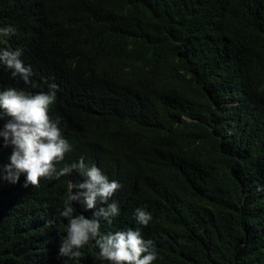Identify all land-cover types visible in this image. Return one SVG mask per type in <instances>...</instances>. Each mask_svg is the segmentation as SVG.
Returning <instances> with one entry per match:
<instances>
[{"label":"trees","instance_id":"1","mask_svg":"<svg viewBox=\"0 0 264 264\" xmlns=\"http://www.w3.org/2000/svg\"><path fill=\"white\" fill-rule=\"evenodd\" d=\"M8 25L16 34L0 48H19L33 75L25 84L0 64V91L56 84L51 115L87 150L137 137L154 145L139 204L154 217L158 264H264L254 237L264 226V149L238 131L264 100V0H0ZM125 68L135 75L126 105ZM3 191L0 264H75L23 234L46 210L15 207ZM54 195L46 200L58 203ZM63 226L35 240L58 230L61 242Z\"/></svg>","mask_w":264,"mask_h":264},{"label":"clouds","instance_id":"2","mask_svg":"<svg viewBox=\"0 0 264 264\" xmlns=\"http://www.w3.org/2000/svg\"><path fill=\"white\" fill-rule=\"evenodd\" d=\"M16 31L12 25L0 27V37L14 36ZM21 56L19 48H0V64L11 71L13 79L20 77L28 84L33 70ZM120 76L127 82L123 93L126 105L132 103L135 75L125 68ZM57 87L51 84L53 91L33 95L22 88L0 91V139L4 142L0 188L15 207L35 214L46 210L34 223L30 219L23 225V234L40 249L46 246L48 252L49 245L55 243L50 254L53 261L59 255L75 264L86 260L88 264H158V246L147 233L154 217L139 204L143 184L149 179L146 160L154 145L137 137L132 144L110 151L85 149L78 137L51 115ZM249 107L251 120L238 131L250 139L254 150L264 149V100ZM180 118L192 123L185 116ZM208 131L210 138L212 129ZM215 137L214 131L212 139ZM50 189L58 203L46 200ZM124 210L129 211L127 217L121 215ZM61 225L66 228L61 242L58 230L56 240H35L43 229ZM254 237L264 248V226ZM81 249L88 255L82 258Z\"/></svg>","mask_w":264,"mask_h":264}]
</instances>
